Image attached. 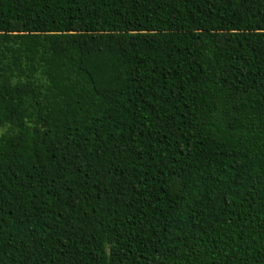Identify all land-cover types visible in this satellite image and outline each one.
I'll return each mask as SVG.
<instances>
[{
    "label": "trees",
    "instance_id": "trees-1",
    "mask_svg": "<svg viewBox=\"0 0 264 264\" xmlns=\"http://www.w3.org/2000/svg\"><path fill=\"white\" fill-rule=\"evenodd\" d=\"M0 264H264V0H0Z\"/></svg>",
    "mask_w": 264,
    "mask_h": 264
},
{
    "label": "rangeland",
    "instance_id": "rangeland-1",
    "mask_svg": "<svg viewBox=\"0 0 264 264\" xmlns=\"http://www.w3.org/2000/svg\"><path fill=\"white\" fill-rule=\"evenodd\" d=\"M2 130L0 129V134H1Z\"/></svg>",
    "mask_w": 264,
    "mask_h": 264
}]
</instances>
